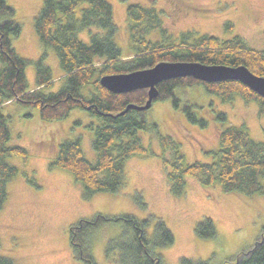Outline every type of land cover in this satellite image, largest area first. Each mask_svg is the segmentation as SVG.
<instances>
[{"label": "rangeland", "instance_id": "obj_1", "mask_svg": "<svg viewBox=\"0 0 264 264\" xmlns=\"http://www.w3.org/2000/svg\"><path fill=\"white\" fill-rule=\"evenodd\" d=\"M109 1L119 26L116 43L122 48L124 60L131 58L135 45L126 8L136 2L162 10L163 24L177 42L182 33L191 31L192 43L204 34L215 35L222 41L240 35L250 48L264 50V0ZM7 2L15 8V19L23 27L19 36L12 37L13 45L20 56L32 60L26 67L29 88H35V63L46 51L45 63L52 68L54 81L51 87L42 90L59 91L66 79L59 59L54 49L43 47L35 32L34 20L43 0ZM228 24L233 25V30ZM95 32L101 34L95 28L85 29L79 36L89 41ZM160 36V31H154L148 38L156 41ZM92 92H95L92 86L85 87V95ZM174 93L176 102L174 97L153 101L147 113L152 126L140 133L144 145L155 154L128 159L124 188L113 194L95 193L91 198L83 195L84 187L76 182L73 174L50 163L57 156L60 143L68 139H80L86 158L96 161L92 140L100 119L77 107L64 119L45 121L36 105L17 102L5 105L3 111L11 115L9 144L27 148L29 158L18 155L8 158L11 165L18 166L19 172L9 184V199L0 211V254L12 257L18 264H86L73 255L70 226L82 218L93 219L97 214L111 217L132 214L141 220L153 214L162 218L175 235L172 245L156 250L165 264H182L183 257L205 261V264H231L230 260L238 253L254 247L264 231V194L228 193L219 185L205 187L199 179L189 176L186 195L174 197L163 167L164 153L158 136L173 137L189 162L208 163L213 157L206 152L219 149L222 128L245 123L253 139L264 141V115H260L259 104L246 102L238 95L231 102H223L216 93L207 92L205 84L197 82L183 83ZM186 105H191V110L206 121L205 126L189 121ZM219 112L227 113L226 122L217 117ZM139 192L148 204L146 209L136 202L135 194ZM203 217H212L216 222L217 238L197 236L195 226ZM147 233L153 236V227ZM126 237L118 223H104L96 229L91 239L97 264H121L119 251L112 245Z\"/></svg>", "mask_w": 264, "mask_h": 264}, {"label": "trees", "instance_id": "obj_2", "mask_svg": "<svg viewBox=\"0 0 264 264\" xmlns=\"http://www.w3.org/2000/svg\"><path fill=\"white\" fill-rule=\"evenodd\" d=\"M127 22L134 45L131 58L124 60L121 46L116 43L119 29L115 22L113 4L109 0H43L41 10L34 20L35 32L45 49H54L59 59L65 83L59 91L45 92L54 81L52 68L45 63L46 51L36 61V85L29 88L26 67L32 60L20 56L13 45V38L22 32L21 23L15 19L16 10L7 0H0V211L8 201L9 184L19 172L18 166L8 158L18 155L29 158L27 148L10 145L12 138L11 117L3 111L4 106L17 102L38 106L43 120L64 119L80 107L92 117L100 119L95 127L93 150L96 161L86 158L80 139H68L60 143L58 154L50 163L73 174L77 183L84 187L83 195L91 198L95 193L119 192L127 184L125 166L133 156L154 155L146 147L140 133L149 130L152 124L147 117L148 110L127 106H141L149 98L148 89L113 93L103 87L101 78L108 74L129 73L150 69L160 61H199L206 64L247 66L256 75L264 77V50L250 48L240 35L222 41L217 36L204 34L190 41L189 33H182L179 42L172 39L163 24L162 10L141 3H130L127 8ZM233 30V25L228 24ZM98 29L89 41L80 38L79 33ZM154 31H160L159 40L148 38ZM192 43V44H191ZM201 83L207 92L217 94L223 102H231L241 96L246 102H257L260 115H264V97L240 81L225 80L206 83L192 77L172 78L158 84L157 100L173 98L178 101L174 90L183 83ZM88 85L95 89L84 94ZM186 105L185 114L190 122L205 126L201 119ZM128 108V109H127ZM221 121H227V113L219 112ZM156 126V125H155ZM245 123L230 125L219 132V149L207 150L212 161L189 162L179 143L170 135H159L163 148V167L166 170L169 189L174 197L187 193V177H196L205 187L219 185L225 192L246 196L264 194V141H256L248 133ZM34 184L35 179L31 178ZM136 202L146 209L143 195L135 194ZM104 223L122 225L126 239H118L112 245L119 251L121 264H165L158 248L172 245L175 235L164 220L156 215L141 220L132 214L108 216L97 214L93 219L82 218L70 227V245L73 255L86 264H97L92 253V235ZM153 227V236L147 231ZM199 238H217L216 222L212 217H203L195 226ZM0 235V246L2 245ZM182 264H205L187 257ZM231 264H264V231L254 247L238 253ZM0 264H18L12 257L0 254Z\"/></svg>", "mask_w": 264, "mask_h": 264}, {"label": "water", "instance_id": "obj_3", "mask_svg": "<svg viewBox=\"0 0 264 264\" xmlns=\"http://www.w3.org/2000/svg\"><path fill=\"white\" fill-rule=\"evenodd\" d=\"M183 77H194L210 83L237 80L264 97V77L256 75L247 66L211 65L199 61H160L157 65L150 67V69L104 75L101 78V83L103 87L116 94L128 93L143 88L148 89L149 98L145 104L138 106L130 103L127 107L149 110L152 108L154 99L159 96L158 84L161 81Z\"/></svg>", "mask_w": 264, "mask_h": 264}]
</instances>
